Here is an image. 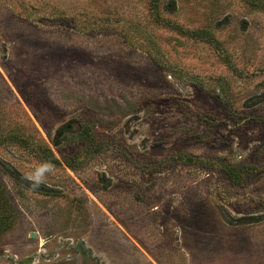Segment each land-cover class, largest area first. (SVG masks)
Listing matches in <instances>:
<instances>
[{
	"label": "rangeland",
	"instance_id": "rangeland-1",
	"mask_svg": "<svg viewBox=\"0 0 264 264\" xmlns=\"http://www.w3.org/2000/svg\"><path fill=\"white\" fill-rule=\"evenodd\" d=\"M0 184V264H264V0H0Z\"/></svg>",
	"mask_w": 264,
	"mask_h": 264
},
{
	"label": "trees",
	"instance_id": "trees-1",
	"mask_svg": "<svg viewBox=\"0 0 264 264\" xmlns=\"http://www.w3.org/2000/svg\"><path fill=\"white\" fill-rule=\"evenodd\" d=\"M229 174L231 175V177H235L233 176L232 172H229ZM0 188H1V184H0ZM5 207H6V204L2 202L0 198V234L6 231L10 226V215H7L5 213Z\"/></svg>",
	"mask_w": 264,
	"mask_h": 264
}]
</instances>
